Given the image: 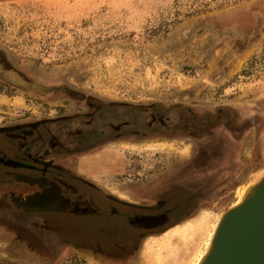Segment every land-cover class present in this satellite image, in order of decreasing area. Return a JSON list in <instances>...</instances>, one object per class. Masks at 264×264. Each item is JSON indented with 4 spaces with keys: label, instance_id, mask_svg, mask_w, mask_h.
I'll return each mask as SVG.
<instances>
[{
    "label": "rangeland",
    "instance_id": "374dc122",
    "mask_svg": "<svg viewBox=\"0 0 264 264\" xmlns=\"http://www.w3.org/2000/svg\"><path fill=\"white\" fill-rule=\"evenodd\" d=\"M217 114L220 133L230 136L233 119L240 129L233 174L202 139ZM0 143L124 201L195 207L115 259L73 242L82 234H12L41 214L1 205L0 264H193L239 188L264 170V0H0ZM198 143L212 153L194 157ZM94 156L95 169L83 168ZM12 172L39 171L0 168L4 195L23 184ZM56 198L29 209L67 206ZM81 220L71 221L78 230ZM172 249L193 255L176 263Z\"/></svg>",
    "mask_w": 264,
    "mask_h": 264
},
{
    "label": "flooded vegetation",
    "instance_id": "af4514ba",
    "mask_svg": "<svg viewBox=\"0 0 264 264\" xmlns=\"http://www.w3.org/2000/svg\"><path fill=\"white\" fill-rule=\"evenodd\" d=\"M223 120L224 115L217 114L214 118V122L205 126L208 129L205 128L201 131L203 135L202 139L207 143L205 147L216 151L219 150L221 152L222 156H218L221 161L218 160L217 163H222L230 170L229 172L233 174L232 168L234 167L233 165L235 162V142L240 129H238L236 126L237 124H235L236 121L233 119V121H231L232 124H225L226 131L230 134V136L226 133H220L218 127L221 126L220 122ZM206 143L202 144L205 145ZM202 144H195L194 157L197 156V154L202 157L204 152L206 155L208 153H212L208 151V149L206 150ZM23 158L25 160L29 159V163L39 165L41 171L35 174L22 172H12L11 174H8V177H16V175L20 176L21 178H19V180H21L23 184L17 186L16 190H9L5 195V192L3 193L1 191L0 206L2 205V207L6 206L8 208H14L19 204V207H16L18 210L27 209L33 211L34 213H40L41 215L39 216V219L34 220L32 223L26 222V225H23V227L28 228V230L21 232L14 231L12 234H82V238H80V240L76 238L73 242H77L87 247L101 249L104 251L103 255L106 258L119 259V257H122V255L125 254L127 248L133 245L134 240L142 234L156 233L173 227L177 225L186 215L191 214V212L195 209V207H191V201L188 200V198L170 202V199H161L158 196L155 199L141 203L124 201L116 198L115 196H111L109 193L100 191L94 182L84 178L72 169L69 170L66 168V170L63 171L61 168L56 166V164H49L46 161L37 159L29 154ZM94 158L95 156L89 158L91 160L93 159L92 162L91 160H88V162L82 161L83 168H87V170H94L96 163ZM206 165L204 166L206 167ZM215 166H217V164L213 165V167ZM213 167L207 169L213 170ZM215 172L209 171L212 175L207 181L205 180L204 184L209 185V187H213L215 185V178L213 175ZM227 177L228 176H226V178ZM230 177H232V175H230ZM226 178L225 180H228V178ZM188 182L189 181L185 178L184 181L181 182L182 186H180V189H185ZM226 183L225 185H227ZM170 184L171 186L165 190L166 192H170L168 193L171 194L169 197H173L174 194H172V192L175 190L176 186H174L175 184ZM158 189L164 191L163 186ZM25 193H28V196ZM37 193L42 194L44 198H51L53 200V205H55L54 198H56L54 196L58 195L60 197L56 199L66 202L67 206L65 205V208L60 210H51L46 208L31 210L29 209V205L39 204L36 201ZM20 195H22V198ZM14 204L17 205L14 206ZM48 204L49 203L45 205ZM57 213H64L70 217L67 219L61 217L59 218L56 216ZM159 215H163L164 217L163 220L159 219L161 222L157 225L146 226L135 223V218L138 216H143L142 218H144L146 216L156 217ZM73 218L82 219L81 221L83 224H81V230L76 229V225L73 226L71 222ZM90 219H93V221L90 222ZM67 225H69V227ZM29 226H31V228H29ZM63 229L71 230V232H63ZM94 234H96L97 237ZM96 239H100L101 242H96ZM106 244L108 246L114 245L115 248L108 250ZM116 250L118 252H116Z\"/></svg>",
    "mask_w": 264,
    "mask_h": 264
},
{
    "label": "water",
    "instance_id": "95a60500",
    "mask_svg": "<svg viewBox=\"0 0 264 264\" xmlns=\"http://www.w3.org/2000/svg\"><path fill=\"white\" fill-rule=\"evenodd\" d=\"M0 168L41 171L1 143ZM234 213L226 214L204 264H264V180Z\"/></svg>",
    "mask_w": 264,
    "mask_h": 264
},
{
    "label": "bare ground",
    "instance_id": "6f19581e",
    "mask_svg": "<svg viewBox=\"0 0 264 264\" xmlns=\"http://www.w3.org/2000/svg\"><path fill=\"white\" fill-rule=\"evenodd\" d=\"M257 175V174H256ZM264 180V170L263 171H261V172H259L258 173V175H257V177L256 178H254L253 180H252V182L250 183V184H248L246 187H244L243 189L242 188H239V190H238V200H237V202L233 205V206H231L230 208H228V209H226V211L225 212H223V214L221 215V216H217L218 218H217V221L216 222H214V225H213V230H212V233H211V231L209 232V235L211 236L210 237V241L207 243V247H206V249L205 250H203L202 252H200L199 253V255H193L192 253L190 254H188V253H184L183 255L181 254V256H178V254L175 252V250L174 249H172L171 251H170V253H169V255H171V256H173V257H176V259L177 260H175V262L176 263H180L181 262V260H180V258L182 259L185 255H193L192 257H189V258H191L190 259V263H193V264H204L206 261H207V259H208V257H209V254H210V252H211V249H212V246H213V243H214V241H215V238H216V235L217 234H219V230H221L220 229V226H221V224H222V222L224 221V218L228 215V214H230V215H236V213H234V210H235V207L236 206H239L240 204H242L243 202H246V200L251 196V195H253V194H255L257 191H258V188L260 187V183L262 182ZM49 198V197H48ZM48 199L45 197L44 198V196H39V197H37L36 198V201L38 202V203H42V204H47L48 203V201H47ZM42 201V202H41ZM239 204V205H238ZM24 205V204H23ZM29 205V204H28ZM30 206V205H29ZM48 209V208H47ZM204 211H206V210H204ZM218 214V213H217ZM225 214V215H224ZM227 214V215H226ZM232 215V216H233ZM147 217H152V216H146V217H144V218H142V217H137V218H135V223H138V224H140V225H146V226H152V225H157L158 223H160L161 222V220L159 221V219H161V216H156V217H152V218H147ZM207 217V216H206ZM204 220V219H203ZM207 220V219H206ZM210 220V219H209ZM216 220V219H215ZM207 222H208V220H207ZM211 223V222H210ZM198 224H200V221H194V222H190V225L192 226V227H196ZM203 224V223H202ZM206 224V223H205ZM201 225V224H200ZM223 227V226H222ZM221 227V228H222ZM205 228V227H204ZM203 228V229H204ZM197 229H199V227L197 228ZM206 229V228H205ZM201 230H202V228H201ZM201 230L199 229L198 230V234H193V236H194V238L195 239H198V237L200 236V233H201ZM194 232V231H193ZM182 233V232H181ZM180 233V234H181ZM191 233V232H190ZM190 235H192V234H190ZM208 235V236H209ZM185 236V235H184ZM188 236V235H187ZM192 236V237H193ZM190 237V236H189ZM191 238V237H190ZM193 238V239H194ZM187 239V238H186ZM193 241H195L196 242V240H193ZM197 243V242H196ZM193 244V243H192ZM172 247V246H171ZM186 250V249H185ZM201 250V249H200ZM190 252V251H189ZM195 256V257H194ZM152 258V257H151ZM178 259H179V262H178ZM153 259H150V262H153L152 261ZM183 260V259H182ZM188 260V259H187Z\"/></svg>",
    "mask_w": 264,
    "mask_h": 264
},
{
    "label": "crops",
    "instance_id": "0c3cea01",
    "mask_svg": "<svg viewBox=\"0 0 264 264\" xmlns=\"http://www.w3.org/2000/svg\"><path fill=\"white\" fill-rule=\"evenodd\" d=\"M47 209V208H46ZM52 209H54V207H52Z\"/></svg>",
    "mask_w": 264,
    "mask_h": 264
}]
</instances>
